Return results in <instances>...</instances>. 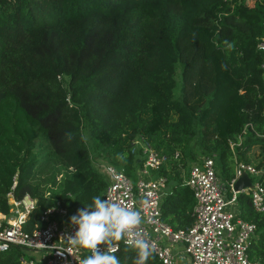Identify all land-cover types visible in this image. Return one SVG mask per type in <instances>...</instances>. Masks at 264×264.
<instances>
[{
    "label": "trees",
    "instance_id": "obj_1",
    "mask_svg": "<svg viewBox=\"0 0 264 264\" xmlns=\"http://www.w3.org/2000/svg\"><path fill=\"white\" fill-rule=\"evenodd\" d=\"M263 34L264 0H0V211L11 210L8 192L28 193L30 229L51 205L72 216L102 198L107 179L87 139L133 179L142 143L165 154L153 172L167 177L162 218L175 229L194 219L193 144L223 184L236 157L261 169L264 186ZM237 201L256 224L249 257L264 264V210L248 191ZM114 243L132 264L136 250ZM24 253L13 245L0 264ZM147 264L161 262L153 253Z\"/></svg>",
    "mask_w": 264,
    "mask_h": 264
},
{
    "label": "built area",
    "instance_id": "obj_2",
    "mask_svg": "<svg viewBox=\"0 0 264 264\" xmlns=\"http://www.w3.org/2000/svg\"><path fill=\"white\" fill-rule=\"evenodd\" d=\"M226 1L234 5L236 0ZM257 47L264 49V34L259 38ZM141 147L143 159L136 179L106 160L99 161L100 171L107 179L102 199L141 212L142 223L136 231L154 244V253L161 264H261L248 254L256 224L242 218L237 207L238 193L248 191L253 207L258 211L264 210V186L257 179L260 168L234 157V175L225 183L230 190L227 193L225 184L217 176L213 156L204 155L193 162L185 183L195 198L194 219L190 225L175 229L162 218L161 202L166 194L167 177L153 173L166 156L148 142L142 143ZM243 172L250 176L252 185L241 191L234 190L233 183ZM7 194L11 197L8 200L11 210L0 211V252L18 245L39 253L35 258L21 257L19 264H79V260L84 258L81 249L72 250L63 256L56 249L64 232L73 233L76 230L69 226L70 216L66 207L57 204L45 208L40 215L43 224H34L28 229L26 223L35 199L28 193L21 198H15L11 191ZM233 204H236L235 207H232ZM125 239H122L124 244ZM113 245L118 248L117 243ZM176 246L180 247L178 253L174 252ZM99 247L105 249L103 245ZM184 255L188 261L182 263Z\"/></svg>",
    "mask_w": 264,
    "mask_h": 264
},
{
    "label": "clouds",
    "instance_id": "obj_3",
    "mask_svg": "<svg viewBox=\"0 0 264 264\" xmlns=\"http://www.w3.org/2000/svg\"><path fill=\"white\" fill-rule=\"evenodd\" d=\"M229 49L234 43L224 42ZM227 70V65H221ZM72 134L66 133V138L71 139ZM125 156L118 155V160H125ZM142 223L139 210L121 203L102 199L100 196L92 198V204L80 208L69 217V226L75 227L73 233L64 232L60 239V245L56 248L58 254L63 256L70 254L75 249H85L90 255L79 260V264H120L115 255L118 248L113 241L125 239L126 245L136 250L132 258V264H147L149 258L155 252L154 244L146 239L136 229ZM104 245L102 250L99 246Z\"/></svg>",
    "mask_w": 264,
    "mask_h": 264
},
{
    "label": "rangeland",
    "instance_id": "obj_4",
    "mask_svg": "<svg viewBox=\"0 0 264 264\" xmlns=\"http://www.w3.org/2000/svg\"><path fill=\"white\" fill-rule=\"evenodd\" d=\"M176 76L179 78V73H178V68H177V74H176ZM234 114V111H232V115ZM176 116L175 115H173L172 116V118L174 119ZM87 137V136H86ZM100 137H102V136H100ZM87 141H88V146H89V148H90V152H91V155H92V157H93V160L95 161V159L97 160L98 158L99 159H101V160H98V161H105V160H107L106 159V156H104V152H102V153H100V150H97L96 148H94V146H93V143H92V141L91 140H89V139H87ZM141 144V143H137L136 145H137V147L139 146V145ZM142 145V144H141ZM193 145H195V150L197 151V154H198V160H200V158L201 157H203L204 155L203 154H201L199 151H198V148L196 147L197 145L196 144H193ZM195 151V152H196ZM255 153L258 155V151L257 150H255ZM101 154V155H100ZM197 160V161H198ZM196 162V161H195ZM192 164V163H191ZM190 165V164H189ZM95 166L97 167V169H99L100 170V168H101V166L99 165V164H95ZM154 173V172H153ZM252 177L254 178V175H252ZM225 186H226V192L227 193H229L230 192V190H229V188H228V186L225 184ZM10 196L8 197V200H10ZM235 205L236 204H233L232 205V207H235ZM238 207V206H237ZM180 250V247L178 246H176V247H174V252L175 253H178V251ZM32 252V254H33V257L35 258V256L36 255H39V253L38 252H33V251H31ZM30 252V253H31ZM180 255H182V254H180ZM24 258H30L29 257V254L26 252V253H24Z\"/></svg>",
    "mask_w": 264,
    "mask_h": 264
},
{
    "label": "water",
    "instance_id": "obj_5",
    "mask_svg": "<svg viewBox=\"0 0 264 264\" xmlns=\"http://www.w3.org/2000/svg\"><path fill=\"white\" fill-rule=\"evenodd\" d=\"M252 185L250 176L243 172L233 183V189L237 191H241L246 187H250Z\"/></svg>",
    "mask_w": 264,
    "mask_h": 264
},
{
    "label": "crops",
    "instance_id": "obj_6",
    "mask_svg": "<svg viewBox=\"0 0 264 264\" xmlns=\"http://www.w3.org/2000/svg\"><path fill=\"white\" fill-rule=\"evenodd\" d=\"M99 159V158H98ZM98 159L94 161L95 164H99V161ZM169 191V187H168V184H167V187H166V193ZM26 252L29 254V257H33V254L31 251L29 250H26ZM31 252V253H30ZM188 261V258L186 255L182 256V259H181V262L184 263V262H187Z\"/></svg>",
    "mask_w": 264,
    "mask_h": 264
}]
</instances>
